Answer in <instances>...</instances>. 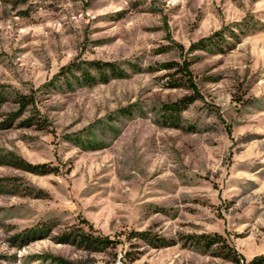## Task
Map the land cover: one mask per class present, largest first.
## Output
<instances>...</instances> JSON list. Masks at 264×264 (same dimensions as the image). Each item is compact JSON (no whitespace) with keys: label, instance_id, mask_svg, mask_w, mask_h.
<instances>
[{"label":"rangeland","instance_id":"obj_1","mask_svg":"<svg viewBox=\"0 0 264 264\" xmlns=\"http://www.w3.org/2000/svg\"><path fill=\"white\" fill-rule=\"evenodd\" d=\"M262 255L264 0H0V264Z\"/></svg>","mask_w":264,"mask_h":264},{"label":"trees","instance_id":"obj_2","mask_svg":"<svg viewBox=\"0 0 264 264\" xmlns=\"http://www.w3.org/2000/svg\"><path fill=\"white\" fill-rule=\"evenodd\" d=\"M24 103V102H23ZM33 167L35 168H39V170L42 172V173H45V172H49L51 170H53V167H47L45 164H37V165H33ZM264 263V255H262L261 257L259 258H255L253 259L250 264H263Z\"/></svg>","mask_w":264,"mask_h":264},{"label":"built area","instance_id":"obj_3","mask_svg":"<svg viewBox=\"0 0 264 264\" xmlns=\"http://www.w3.org/2000/svg\"><path fill=\"white\" fill-rule=\"evenodd\" d=\"M117 262L120 263L119 259H117Z\"/></svg>","mask_w":264,"mask_h":264}]
</instances>
